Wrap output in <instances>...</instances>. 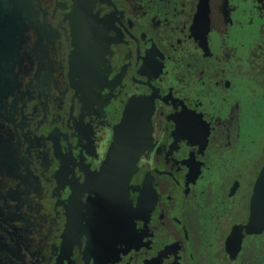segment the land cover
<instances>
[{
	"label": "flooded vegetation",
	"instance_id": "obj_1",
	"mask_svg": "<svg viewBox=\"0 0 264 264\" xmlns=\"http://www.w3.org/2000/svg\"><path fill=\"white\" fill-rule=\"evenodd\" d=\"M135 99L151 143L98 174ZM264 0H0V264H264Z\"/></svg>",
	"mask_w": 264,
	"mask_h": 264
},
{
	"label": "water",
	"instance_id": "obj_2",
	"mask_svg": "<svg viewBox=\"0 0 264 264\" xmlns=\"http://www.w3.org/2000/svg\"><path fill=\"white\" fill-rule=\"evenodd\" d=\"M151 114V105L146 99H135L126 108L107 159L97 176L101 189L109 196L118 197L125 192L139 158L148 149L151 143ZM246 229L250 234L264 230V197L261 191L253 202Z\"/></svg>",
	"mask_w": 264,
	"mask_h": 264
}]
</instances>
